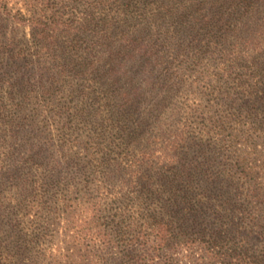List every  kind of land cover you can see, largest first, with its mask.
<instances>
[{
  "label": "trees",
  "instance_id": "1",
  "mask_svg": "<svg viewBox=\"0 0 264 264\" xmlns=\"http://www.w3.org/2000/svg\"><path fill=\"white\" fill-rule=\"evenodd\" d=\"M23 5L26 12L13 13L0 4L29 34L19 47L13 37L0 41V172L19 178L18 203L39 198V171L57 176L58 167L72 164L75 157L64 150L80 139L68 140L69 134L87 131L84 149L120 175L100 182L87 217L96 223L89 214L114 201L139 215L123 211L95 234L97 241L124 246V257L137 248L148 261L172 240L174 218L156 215L170 207L180 216L179 246L191 253L201 245L212 261L227 255L242 264L248 252L243 238L236 239L245 227L238 214L252 201L264 207L256 182L264 176V0H69L61 10L52 0ZM157 72L167 95L184 92L185 75L199 97L176 120V138L165 146L146 131ZM41 108L57 119L56 149L46 124L36 121ZM127 192L134 204H125ZM162 193L171 201L157 210ZM76 206L69 201L63 212L72 238L87 249L90 221ZM234 240L239 247L230 245ZM23 245L17 244L16 260L0 264H36ZM129 260L115 264L137 262Z\"/></svg>",
  "mask_w": 264,
  "mask_h": 264
},
{
  "label": "rangeland",
  "instance_id": "2",
  "mask_svg": "<svg viewBox=\"0 0 264 264\" xmlns=\"http://www.w3.org/2000/svg\"><path fill=\"white\" fill-rule=\"evenodd\" d=\"M58 9H62L67 6L69 0H52ZM25 0H0L1 5H6L7 10H11L13 13L17 10L26 12L24 9ZM28 29L17 27L10 20L6 18L4 12L0 9V41H4L6 38L13 37L16 42L23 37H28ZM150 71L148 69L147 73ZM176 68L172 72L176 74ZM184 74V73H183ZM158 76L159 84L148 91V100L146 101L145 112L146 116V131L147 136L151 140H157L159 146L168 145V141H172L176 138V120L180 119L187 110L186 106L194 107L198 102L197 91L194 87H190L189 78L182 75L184 78L182 90L183 93H179L176 96V90L167 95L162 86V76L160 72L153 74V77ZM154 86L150 85L149 89ZM166 96L165 99H162ZM34 101V100H33ZM201 105L205 104V101H199ZM33 104L28 105L27 108H33ZM42 112L36 121L41 127L46 124L47 133L50 135V141L53 149L59 144V127L57 126V119L50 117L49 114L41 108ZM191 119L194 118L192 113H187ZM197 115V113H195ZM194 120V119H193ZM31 119L26 124L30 123ZM31 124V123H30ZM78 132V133H77ZM77 132L69 134L68 140L79 138V143L70 145L64 150V154L73 159L72 164H62L57 168V176H50L51 172L39 171L38 176H34L37 180V190H39V198L33 202L31 198H24L23 201L18 203V179L17 176L9 178L4 176L0 172V259L1 261L16 260L17 244L23 243L25 252L31 254L34 257L32 260L36 264H115L120 261L129 260V257H133L132 260L135 264H237L236 259L224 256L216 261L208 259V255L204 254V246L195 247L191 253H188L184 248L179 246L180 232L176 228V223L180 219L179 214L175 211H170V207L161 208L167 202L171 201L170 196L167 193H162L159 200L156 201L157 210L163 209V211H157L156 215L163 217L166 220L174 218L175 229L173 230L172 240L166 243L162 250L156 254L152 259L147 261L148 254L143 258L142 252L137 248L130 254L129 257L123 256V248L117 243H112L109 246L104 245L103 241H97L95 234L99 233L105 224H109L112 220L117 221V216L122 214L129 215L131 218H138V214L132 211L123 210V202H111L108 205H102L98 207V210L93 216L94 221L87 217L88 211L86 207L91 198L97 197L100 182L105 177H110L117 182L119 174L111 170V167L106 165H98L93 159V149L86 151L84 149V140H86V132L78 130ZM83 132V133H82ZM7 140V139H5ZM260 149V146L257 145ZM65 156V155H64ZM176 158V157H175ZM62 162H66V158L61 156ZM94 160V161H93ZM96 164V165H95ZM109 172H112L110 176H107ZM107 173V174H106ZM32 176H28L30 179ZM239 176H224V178L236 179ZM256 182L261 183L259 194H264V176H256ZM251 184V183H250ZM124 193L126 190L123 191ZM128 198L123 200L130 203L136 202V199H132L129 192L126 193ZM7 198H15L8 200ZM71 202L76 206V211L82 214V217H86L90 223H88V242L87 249L81 244L80 240L74 241L73 231L68 228V223L63 212L67 202ZM149 202V201H147ZM129 203V204H130ZM248 209L242 214H238V218L243 221L244 232L243 236L239 235L236 239L240 241L242 238L245 242L246 252L248 254L244 256L242 264H251L255 260L264 259V207L253 203L248 204ZM161 208V209H160ZM187 219V223L191 222L190 217H184ZM208 220V216H206ZM102 233V232H101ZM237 240L232 241L230 245L240 246ZM23 241V242H22ZM83 243V242H82ZM199 243V242H196ZM85 245V244H84ZM229 244H224L222 252L227 251ZM150 247L146 252H149ZM57 250L59 254H57ZM53 253V254H52ZM57 254L60 259L53 261V255ZM189 254H191L189 256ZM228 254V253H226ZM207 256V257H206ZM5 258V259H4ZM76 259V263H71ZM105 259V262H104ZM116 259V260H115ZM103 260V261H102ZM145 260V261H143ZM145 262V263H144Z\"/></svg>",
  "mask_w": 264,
  "mask_h": 264
}]
</instances>
